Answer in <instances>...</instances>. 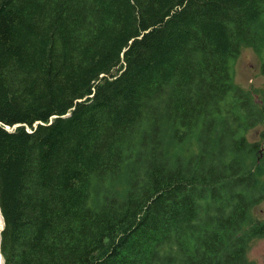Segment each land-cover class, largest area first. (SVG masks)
Segmentation results:
<instances>
[{
	"label": "trees",
	"instance_id": "trees-1",
	"mask_svg": "<svg viewBox=\"0 0 264 264\" xmlns=\"http://www.w3.org/2000/svg\"><path fill=\"white\" fill-rule=\"evenodd\" d=\"M263 42L264 0H0L3 264H254Z\"/></svg>",
	"mask_w": 264,
	"mask_h": 264
},
{
	"label": "rangeland",
	"instance_id": "rangeland-1",
	"mask_svg": "<svg viewBox=\"0 0 264 264\" xmlns=\"http://www.w3.org/2000/svg\"><path fill=\"white\" fill-rule=\"evenodd\" d=\"M264 64V42L260 50L251 46H243L239 56L231 61V69L234 83L248 92L255 100L264 97V73L261 68ZM249 142H259L262 144L263 154L257 158V163L262 159L260 171L257 170V177L260 182L264 183V126L258 125L245 133ZM198 147L197 136H193L180 149V153L188 154L196 151ZM172 148V147H171ZM256 157V155H253ZM118 189L124 191L123 181L118 183ZM253 220L264 223V200L253 209ZM4 225L0 213V231ZM248 258L254 264H264V236L253 239L251 242Z\"/></svg>",
	"mask_w": 264,
	"mask_h": 264
},
{
	"label": "water",
	"instance_id": "water-1",
	"mask_svg": "<svg viewBox=\"0 0 264 264\" xmlns=\"http://www.w3.org/2000/svg\"><path fill=\"white\" fill-rule=\"evenodd\" d=\"M16 126H17V125H16ZM3 226H4V225H3ZM2 229H3V228H2ZM0 258H3L1 253H0ZM2 264H3V263H2Z\"/></svg>",
	"mask_w": 264,
	"mask_h": 264
},
{
	"label": "bare ground",
	"instance_id": "bare-ground-1",
	"mask_svg": "<svg viewBox=\"0 0 264 264\" xmlns=\"http://www.w3.org/2000/svg\"><path fill=\"white\" fill-rule=\"evenodd\" d=\"M2 262H3V261H2V258H0V264H2Z\"/></svg>",
	"mask_w": 264,
	"mask_h": 264
}]
</instances>
